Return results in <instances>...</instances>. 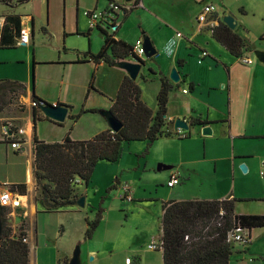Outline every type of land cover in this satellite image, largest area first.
I'll use <instances>...</instances> for the list:
<instances>
[{
	"label": "crops",
	"instance_id": "obj_1",
	"mask_svg": "<svg viewBox=\"0 0 264 264\" xmlns=\"http://www.w3.org/2000/svg\"><path fill=\"white\" fill-rule=\"evenodd\" d=\"M117 1L125 8L124 22L127 21L135 9H144L145 15L150 16L149 19L152 22L151 29H156V31L149 29L151 39L157 48L156 55L158 57L161 56L166 48L170 49L171 52L168 63L164 62L162 58H158L156 62L152 61V63H148L147 65V62L143 58L145 66L141 69L138 78L141 76L146 82L155 80L158 83L155 85V89H153L151 102L145 98L142 91L141 99L154 113L157 112V95L161 89L160 74H164L175 87L170 92L167 104V114L165 115L167 123L165 128L169 130H171L170 127L174 128V120L177 117L187 120L190 123V128L189 130L183 129L186 136L177 135L175 129V135L160 136L156 140L160 138L173 139L175 136V140L178 142L190 138L191 132L194 129L197 136H205L202 140L205 147L204 155L206 157L208 148H211L213 142H217L219 149L222 151L221 157H225L232 163L235 175L238 173L249 175L254 171H258L261 163H264V85H262L263 89L259 90L257 82L264 84V63H255V60H253V63L247 64L243 62V58L250 56H245L244 53H253L252 51L245 50L241 56H235L224 45V47L221 46L220 42L221 45H219L218 41L213 37L212 32L197 20V16L203 6L197 7L195 5V10L190 11L188 14H179L177 16L180 18L179 26L182 30L176 28V33L180 35L176 36L175 39V0H139L137 3L126 2V0ZM193 1L197 4V0ZM208 3H214L217 6V15L220 20L225 14H232L238 21L236 29L250 39L251 42L256 37L257 39L259 37V40L264 42V38H261L264 37V0H208L205 4ZM107 6L108 0H0V19H4L5 22L7 15L18 14L21 16L22 27L30 32H34L36 21H40V19L42 21L43 14L45 15L43 21L45 22H42L46 23L48 29L52 28L55 17L59 14L64 18L65 30L73 32V30L68 28V20L69 13L76 10L74 28L76 32L80 31V24H85L87 21L91 27L87 35H91L93 29H97L105 40L104 33L99 28L91 26V21L86 11L91 9L102 10ZM169 8L173 12L164 11V9ZM142 21L144 24V20ZM126 34L124 24L121 22L116 32V38L124 40L135 47L142 44L141 35L138 32L134 33V39L126 36ZM17 46L14 45L0 49H14ZM253 46L255 49H264V46L258 47L256 42L253 43ZM203 51H207L208 54L203 56ZM89 52L92 53L90 50ZM90 53L88 56L84 53V57H82L79 52L68 56V53L62 54L61 51H58V60L54 63L60 64L63 67V73H66L70 78L64 79L63 77L59 84L61 91H63L62 87H65L63 89L64 92L67 91L66 98H58L56 103H54L71 106L69 107L66 120L62 123L47 119V116L43 114L40 108L37 109L41 112V118L37 121L34 120L33 112L35 111V106L32 99L34 90L31 91V78H20L18 75L0 77V82L4 80L18 81L24 83L26 86L24 109L19 110L14 106H4L0 110V129L6 124L18 129H24V132L20 136L22 139V148L20 150L13 149L8 141L4 139L2 133L0 146L2 144L5 145L6 160L13 154L25 157L23 178L12 172L7 175L6 180H1L2 174L0 172V192L7 187L9 188V185L12 184L26 183L27 185L26 194L13 192L19 204L10 206L9 222L14 232H18L22 224L25 226L26 242L30 248L29 264H40L39 257L43 255L42 252L46 253V255L44 254L46 256L44 258V261L47 262L46 264H57L59 261L63 263L66 260L69 262L76 242L81 244L82 264H109L113 258L115 259L118 255L125 252L124 247L117 246L118 240L112 236L111 225L108 223L109 219L107 215H105L106 208H104L102 220L94 231L93 236L90 239H86L87 220L92 219L93 216L95 217L96 214H93V212L97 211L93 210L90 214V211H88L90 209L86 207L88 204L81 208L76 203L70 204L61 210H46L41 201V189L34 174L35 136L47 142L62 141L68 133H70L73 139H89L99 132L110 128L105 117L94 116V114H99L98 112L81 111L99 107L95 106L94 102L90 103L91 99L96 100V96L103 95L99 92H103L105 94L103 95L104 97L106 95L111 97L109 99L110 103H107L105 99H103V103L101 102L103 107L110 109L112 100L117 96L119 87L124 77L127 76V72L105 61L96 63L91 58ZM34 59H37V55ZM125 59L133 60V56ZM180 60L182 64L179 63ZM34 63L36 64V62ZM173 67L177 68L181 76L180 81L177 83L170 79V72ZM143 70L145 73H142ZM105 72L108 78L112 79V82L104 81L102 84H98V74H104ZM92 75H94V85L98 90L90 88ZM186 87L189 90L187 93H184L183 89ZM35 93L48 101L47 94L38 91V87ZM72 93H80V98L82 100L85 99L83 103L82 100L80 101L82 105L79 112L77 111V104H73V100H70ZM80 112L81 115L77 120L71 118V115ZM194 119L207 121L205 124L212 127V134L204 135L202 127L205 124H195L193 123ZM171 121L173 124H170ZM131 142H126L123 145V152L118 161H99L97 163L90 183L86 185L80 181L78 184L82 190L80 196L85 195L87 201V197L93 194L92 192H87L89 186L98 189V193H104L108 185V176L115 179L116 187H120L121 196L122 178L126 174L122 165V157L124 155V147L128 146ZM163 161L173 163V160L167 156ZM241 164L247 165L246 172L241 169ZM175 172H179V184L183 183L182 173L174 169V167L166 173L167 182ZM260 174L264 177L262 170H260ZM2 184L4 185L2 186ZM129 186L133 197L129 201L137 199L141 202H153L157 199H162L161 210L163 215V203L168 201L167 199L160 198L158 195L155 196L148 190L147 182L141 183L138 187H132L130 184ZM166 186L170 188L167 183ZM112 187H115V185ZM181 195V192L177 191L175 192V196H173L174 198H170L169 200H183ZM261 195L252 197L258 198L257 201H264V196ZM224 198L243 199L237 200L235 203V212L239 214L246 213L245 210H238L239 203L246 201L244 199L255 200L249 196H237L233 193L224 197L191 199ZM89 208L92 209L94 207L90 205ZM254 213L264 214V210ZM259 228L264 227L251 229V241L248 243L249 245H244V247L238 249L234 248L230 257V264H264V250L260 249V244H262L260 243V238L262 236L260 231H258ZM75 229H78V231ZM101 230H103V233H101ZM74 233L77 236L72 237ZM69 235L71 236L70 239ZM101 235L103 236L102 238L100 237ZM83 239L85 240L84 242H82ZM161 256L163 264L162 251ZM127 258L129 257H126V263H128ZM142 261L136 256V264H142Z\"/></svg>",
	"mask_w": 264,
	"mask_h": 264
},
{
	"label": "rangeland",
	"instance_id": "obj_2",
	"mask_svg": "<svg viewBox=\"0 0 264 264\" xmlns=\"http://www.w3.org/2000/svg\"><path fill=\"white\" fill-rule=\"evenodd\" d=\"M206 1L208 0H197L196 4L193 0H175V39L176 36L180 35L176 33L177 29H181L179 26L180 18L177 16L179 14H188L190 11L195 10V5L197 7L203 6ZM199 2L200 4H198ZM164 11L173 12L171 8L164 9ZM69 15L68 28L73 30V32L65 30L64 18L59 14L55 17L52 28L48 29L46 23H43L45 22L43 21L45 15L43 14V22L41 19L40 21H36L34 32H30V43L28 45H18L14 49H0V77L18 75L20 78H31V91H36L38 87V91L47 94V100L51 104L56 103L58 98H66L67 91L64 92V86L62 87L63 91H61L59 84L63 77L64 79L69 77L66 73H63V67L60 64L54 63L58 60V51H61L62 54L68 53V56L75 55L79 52L84 57V53L87 56L89 55V50L92 53H98L104 45L103 36L97 29H93L91 35H87L91 28L87 21L85 24L81 23L80 31L76 32L74 29L76 10L71 11ZM149 17V15H145L144 9L138 8L132 12L126 22H124L125 15L121 11L119 22L124 24V29L127 33L126 36L134 39V33L138 32L141 35L142 43L145 33L150 36L149 29L152 27V22ZM142 20H144V24ZM151 30L156 31L155 28ZM108 32L111 33L112 31L108 30ZM65 33L67 34L64 35ZM164 37L167 38L166 36ZM255 42L258 47L264 46V42L259 40V37L258 39L256 37L252 41V43ZM219 45L221 44L219 43ZM170 54V49L166 48L159 57L158 55H154L152 58L147 59L143 55V58L147 62V65L148 63H152V61L156 62L158 58H162L164 62L168 63ZM36 55L37 59H34ZM244 55L252 57L255 63H262L254 53L245 52ZM142 73H145L144 70ZM98 77V84H102L104 81L112 82V79L110 80L108 78L106 72L104 74H98ZM50 80L53 81L50 82ZM137 81L140 84L139 86L143 95L151 102L153 89H155V85L158 82L155 80L146 82L141 76ZM257 83L258 89L262 90V85L264 84L262 82ZM10 87V85H7L6 88H0V110L4 106H14L22 110L25 105V94H22V90L17 85L14 86V91H11ZM99 93L105 95L103 92ZM103 95L96 96V100H90V103L94 102L96 104L95 106H99L98 109L101 110L98 112L99 114H94L95 117H102V111L107 110L106 107L101 105L103 99L107 103H110L109 99L111 97L109 95L104 97ZM70 100H73V104H77L78 112L81 109L82 103L85 102V99L83 101L80 98V93H72ZM81 100L82 103H80ZM170 129L172 130L171 135H175V128L170 127ZM1 135L2 129H0V138ZM204 137L201 135L197 136L196 131L193 129L190 138L178 142L175 140V136L173 139L160 138L151 144L147 141L131 142L128 146L124 147L122 165L126 174L122 178V183H129L132 187H138L141 183L144 184L147 182L148 190L155 196L158 195L160 198L167 200L174 198L173 196H175V192L177 191L181 192L182 199L217 198L228 196L231 193L237 196H249L250 198H254L252 196H258L259 194L264 196V177L260 174V170H264L263 163H261L258 171H254L249 175H246V173L244 175L240 173L235 175L232 163L225 157H221L222 151L219 149L217 142H213L211 148H208L207 157L204 155L205 147L202 140ZM214 139L217 141L216 138ZM166 156L173 160V163L163 161ZM24 160L25 157L19 154H13L6 160L5 145L2 144L0 146L1 180H6L7 175L12 172L23 178ZM159 163L174 165V169L182 173L183 183L176 185L173 189L168 188L166 186V173L168 170L158 171L157 167ZM79 183L80 180H77V184L75 185L77 199L82 192L81 187L78 185ZM107 183L108 185L104 193H98V189L91 188L92 186L88 187L87 192H92L93 194L87 197L86 204L88 205L86 207L90 209L88 210L90 214L93 210L97 211L100 206L106 208L105 215L109 219L108 223L111 225L112 236L118 240L117 246H122L125 249L124 253L118 255L115 259L113 258L109 264H136V256L143 260L142 264H162L161 245L158 249H151L150 245L153 243L160 244L161 242V207L163 200L157 199L153 202H141L135 199V201H129L120 196V187H116L114 178L108 176ZM114 185L115 187H112ZM254 199H244L246 201L239 203L238 210H245L246 213L243 214H262L254 212L264 210V201H257L258 198ZM90 205L95 209L89 208ZM9 210L11 213V208ZM93 214H96V212H93ZM75 230L78 231V229ZM101 231L103 233V230ZM258 231H260L262 236L260 238V243H262L260 244V249L264 250V228H259ZM75 236H77L76 233L72 235V237ZM70 237L69 235V239ZM100 237L102 238L103 236L101 235ZM84 241L83 239L82 242ZM79 245L81 247V244L78 242L75 243L73 252ZM235 247L238 249L244 247V245L236 242ZM42 254L39 257L40 264H46L47 262L44 261L46 253L42 252ZM127 256L131 260L130 263H126Z\"/></svg>",
	"mask_w": 264,
	"mask_h": 264
},
{
	"label": "trees",
	"instance_id": "obj_3",
	"mask_svg": "<svg viewBox=\"0 0 264 264\" xmlns=\"http://www.w3.org/2000/svg\"><path fill=\"white\" fill-rule=\"evenodd\" d=\"M138 1L132 2L137 3ZM21 32V16L18 14L7 15L1 31L0 48L16 45ZM102 32L104 33V31ZM212 34L235 56H241L245 50L252 52L255 50L250 39L237 29L232 30L222 20L213 28ZM106 35L104 45L98 53L88 52L96 63L105 61L113 65L116 60L129 56L144 61L136 55L135 46L117 39L116 33ZM179 63L182 64V61L180 60ZM160 81L161 89L157 95L158 110L154 113L141 99V88L137 81L128 75L124 77L110 107V110L124 124L118 132L109 128L89 139H73L68 133L62 141L55 142H47L35 136L34 174L41 189V201L46 210H61L75 203L77 180L88 185L97 163L99 161H118L126 142L146 140L151 144L160 136L172 134V130L165 128L167 123L165 115L167 114L170 92L175 87L164 74H160ZM7 85L11 86V91H14V86L17 85L22 90V94H25L24 83L11 80L0 82V88H6ZM90 88L97 90L94 85V75L90 81ZM32 99L37 104L33 112V118L37 121L41 118V112L37 108L49 102L39 97L35 91ZM100 111L98 108H92L81 112ZM81 112L71 115V118L77 120ZM193 123L205 124L207 121L194 119ZM170 124L173 122L171 121ZM9 188L11 191L21 194H26L27 191L26 183L12 184L9 185ZM237 200L243 199H173L165 201L163 203L161 237L163 264H230V257L236 242L228 241V234L237 227L249 229V243L251 229L264 227V214L236 213L235 203ZM9 208V206L0 204V220L3 225L0 241V264H29L30 248L28 243L23 241V237L26 236L25 226L22 224L19 231L14 232L9 222ZM103 212L104 208L100 206L96 216L87 220L86 239L93 236L102 220ZM57 264H68V261L63 263L59 261Z\"/></svg>",
	"mask_w": 264,
	"mask_h": 264
},
{
	"label": "built area",
	"instance_id": "obj_4",
	"mask_svg": "<svg viewBox=\"0 0 264 264\" xmlns=\"http://www.w3.org/2000/svg\"><path fill=\"white\" fill-rule=\"evenodd\" d=\"M125 12V8L122 4H120L117 0H108V6L102 10L99 9H91L87 10L86 14L89 16V19L91 21V26L100 28L104 33L114 35L119 26L121 25V22H119L120 12ZM198 22L203 25L204 27L208 28L211 32L214 27H216L220 21L217 15V6L214 3H208L203 5L200 13L197 16ZM4 24V19H0V39H1V31ZM108 30H111L112 32L109 33ZM30 43V31L27 29H24L22 27V32L20 37L17 39L16 45H23L26 46ZM142 45H138L135 47V53L138 55L141 59H143V49L141 47ZM208 54L207 51H203V56H206ZM243 62L247 64L253 63V59L250 57L243 58ZM188 88H184L183 92L187 93ZM33 105L36 106V102L33 101ZM177 135L179 136H186L185 131L181 128H178L176 130ZM24 132V129H18L12 125L6 124L2 128L3 137L10 146L15 150H20L22 148V139L20 138L21 134ZM262 174H264V170H262ZM180 183V176L179 172H175L171 175L170 179L167 182V185L170 188H173L177 184ZM131 188L128 183L123 184L122 186V197L126 198L128 200H132V195L130 193ZM0 204L4 206H12V205H18L19 201L14 197L13 191L10 190V188H6L0 192ZM249 229H245L242 227H237L233 231H231L228 236L227 240L231 242H239V243H248L249 241ZM27 240V236L23 237V241ZM161 245V248L163 247V242L161 240L160 244H151V249H158ZM162 250V249H161ZM127 262L130 263V258H127Z\"/></svg>",
	"mask_w": 264,
	"mask_h": 264
},
{
	"label": "water",
	"instance_id": "obj_5",
	"mask_svg": "<svg viewBox=\"0 0 264 264\" xmlns=\"http://www.w3.org/2000/svg\"><path fill=\"white\" fill-rule=\"evenodd\" d=\"M134 0H126V2H132ZM222 22L226 24L228 27H230L232 30H235L238 26V21L237 19L230 13L225 14L222 17ZM105 38H106V34ZM142 49L144 52V55L147 59L152 58L154 55L157 54V48L155 47L151 37L148 34H144V38L142 41ZM253 53L256 55L257 59L264 63V49H255ZM114 66L119 67L121 69H124L127 72V75L133 79L137 80L141 69L143 66H145V61H141L137 59L136 57L133 56V60H128V59H119L114 62ZM170 79L173 82H179L181 79L180 73L178 72L176 67H173L171 72H170ZM40 110L43 112L45 116L48 118L62 123L66 120L68 112H69V107L65 104H42L40 106ZM102 115L105 117L106 121L109 124V127L115 131L118 132L120 131L124 124L123 122L117 118V116L110 110H104L102 111ZM174 128L177 130L178 128L189 130L190 128V123L181 118L177 117L174 120ZM202 132L204 135H210L212 134V127L208 124H205L202 127ZM174 167V165L171 164H165V163H159L157 170L162 171V170H171ZM241 169L246 172L247 171V165L241 164ZM76 204L84 207L86 205V197L84 195L80 196L76 200ZM2 230H3V225L0 220V241H1V235H2ZM68 264H82V259H81V247L80 245L77 246V248L74 250L71 258L69 259Z\"/></svg>",
	"mask_w": 264,
	"mask_h": 264
}]
</instances>
